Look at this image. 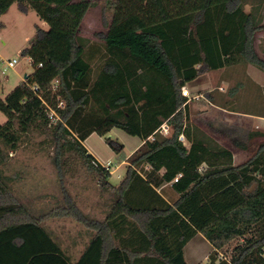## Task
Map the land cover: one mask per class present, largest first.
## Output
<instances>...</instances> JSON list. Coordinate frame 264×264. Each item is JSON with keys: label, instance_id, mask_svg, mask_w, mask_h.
Masks as SVG:
<instances>
[{"label": "trees", "instance_id": "16d2710c", "mask_svg": "<svg viewBox=\"0 0 264 264\" xmlns=\"http://www.w3.org/2000/svg\"><path fill=\"white\" fill-rule=\"evenodd\" d=\"M14 3L49 28L37 27L23 48L33 73L0 98L8 116L0 124V264H188L185 247L199 234L217 253L243 238L229 260L215 262L216 254L212 264H264V141L236 164L230 148L191 121L181 90L206 72L241 63L264 71V0H105L107 31L103 52L95 54V77V51L86 55L80 34L95 1L0 0V15ZM243 85L230 88L227 99L219 90L206 96L232 111L264 113L263 103L258 109L244 101L247 109L239 108ZM257 97L264 101V91ZM115 127L142 140L129 157L121 155L128 165L117 185L84 144L93 132ZM34 129L48 134L61 179L82 168L96 175L109 194L103 218L83 210L63 184L59 194L33 196L15 187L24 174L8 172L11 153ZM107 142L123 151L110 137ZM166 186L177 194L173 200L160 191ZM35 198L50 202L37 206ZM67 217L90 233L75 260L47 225Z\"/></svg>", "mask_w": 264, "mask_h": 264}, {"label": "rangeland", "instance_id": "374dc122", "mask_svg": "<svg viewBox=\"0 0 264 264\" xmlns=\"http://www.w3.org/2000/svg\"><path fill=\"white\" fill-rule=\"evenodd\" d=\"M95 5L86 13L80 34L87 39V52H94L92 61L93 72L98 70L99 57L95 56L103 52L104 42L101 34L107 31L103 22L102 5L105 0H93ZM249 9V6H246ZM37 27L48 29L49 24L42 20L39 15L31 10L27 13L20 11L16 3L0 15V57L3 59L17 58L18 63L12 68L5 69L0 63V80L2 88L0 98L4 99L26 75H31L34 66L30 58L22 54L23 48L31 43L37 35ZM98 51V52H96ZM247 72L255 79L264 82V71L252 64L241 63L234 67L221 70L209 71L202 74L196 80L187 84L192 99L189 101L191 121L207 132L220 144L230 148L234 154L235 163L239 164L247 160L257 149L260 142L264 141V135L250 138L249 134L255 131L264 132V122L260 118L243 114V112H231L221 105H214L207 98L210 91L219 90L223 99L229 98V89L243 82V87L238 89L239 108L247 109L244 103L257 104L261 108L263 97L259 98V89L252 87L247 78ZM225 77L232 79L228 82ZM219 87V88H218ZM218 94V93H217ZM256 94V96H255ZM198 95V96H197ZM8 116L0 110V124L6 123ZM110 137L113 141L123 146V151L118 153L107 142ZM237 142L246 144V147L238 145ZM141 138L131 135L121 128H113L109 133L100 135L93 132L86 140L85 145L89 153H93L100 161L108 165L111 171L110 181L117 185L126 175L128 162L122 159L121 155L129 157L140 145ZM51 147L48 143V134L39 130H32L24 137L18 148L13 151L9 173L22 172L24 177L15 182V187L29 196L39 194H59L62 184L68 188L73 197L76 198L79 206L86 212H90L98 218H103L109 206V194L103 193L95 174L89 173L86 169H80L73 176L66 175L61 179L58 170L50 159ZM160 191L169 199L173 200L176 193L169 186L163 187ZM37 206L48 204V198H35ZM47 225L59 239L62 248L69 253L72 259H77L85 245L90 233L80 222L73 218H61L48 220ZM238 238L228 244L218 253L214 250L208 240L201 234L192 239L185 247V258L188 264H212V255L219 259L229 260L234 248L242 242Z\"/></svg>", "mask_w": 264, "mask_h": 264}, {"label": "built area", "instance_id": "2783aa9c", "mask_svg": "<svg viewBox=\"0 0 264 264\" xmlns=\"http://www.w3.org/2000/svg\"><path fill=\"white\" fill-rule=\"evenodd\" d=\"M262 36H263V42H264V33L262 34ZM31 62H32V61H31V59H30V63H31ZM0 63H3V65H4V67L1 69V72L4 73V72H5V69H7V68H12V67L16 66V64L18 63V59H17V58H13V59H8V60H6V59H3V58L0 57ZM57 82H58V80H55V84H57ZM181 90H182V93H183L184 95L190 97V93H189V91H188L186 85L182 86V87H181ZM60 105H62V102L60 103ZM49 116H50V118H56V117H57V114H56V112H55L54 110H50V112H49ZM169 129H170V127H169V125H167L166 123H164V124L161 126V132H163L164 134H167V133L169 132ZM180 138H181V139H184V136H183V135H180ZM100 162H101V163H102L107 169H109V168H108V165H110L111 162L108 161L106 164H104L102 161H100Z\"/></svg>", "mask_w": 264, "mask_h": 264}, {"label": "crops", "instance_id": "0c3cea01", "mask_svg": "<svg viewBox=\"0 0 264 264\" xmlns=\"http://www.w3.org/2000/svg\"><path fill=\"white\" fill-rule=\"evenodd\" d=\"M262 55L264 56V53H262ZM224 70V69H223ZM247 77L248 78H250V84H252V87H254V88H257V89H259V90H261V91H264V82H262V81H259V80H257V79H255L254 77H252L250 74H249V72H247ZM226 79H224V81L223 82H225V80H228V82L230 83V82H232V79L231 78H229V77H225ZM186 86H187V84H186ZM219 88V87H218ZM188 91H189V93H191L190 92V90L188 89ZM198 96V95H197ZM192 99V96H190L189 97V101ZM212 104H214V105H219L220 106V104L219 103H213L212 102ZM225 108V107H224ZM229 111H231V112H236V111H232V110H230L229 109ZM243 114H246V115H250V116H254V117H256V118H260L261 119V121H262V123L264 122V113L263 112H259V113H253V112H243ZM142 143V142H141ZM84 144H85V141H84ZM86 146V145H85ZM88 149V148H87ZM88 151H89V149H88ZM93 154V153H92ZM94 155V154H93ZM95 156V155H94ZM97 158V157H96ZM98 159V158H97ZM99 160V159H98ZM100 161V160H99Z\"/></svg>", "mask_w": 264, "mask_h": 264}]
</instances>
